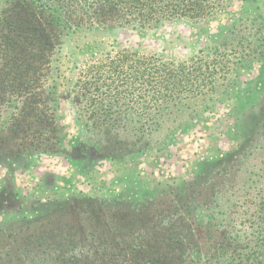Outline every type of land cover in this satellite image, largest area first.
Returning <instances> with one entry per match:
<instances>
[{"label":"trees","instance_id":"trees-1","mask_svg":"<svg viewBox=\"0 0 264 264\" xmlns=\"http://www.w3.org/2000/svg\"><path fill=\"white\" fill-rule=\"evenodd\" d=\"M230 1L0 0V168L6 177L25 172L34 158L64 153L51 79L69 34L143 28L165 20L197 24L214 18ZM127 55L125 61L133 60L130 68L122 70V62L98 66L95 73L93 68L94 75L81 79L82 87L69 95L77 106L88 100L87 111L83 109L86 140L65 152L82 168L87 165L83 175L92 173L96 160L100 165L105 160L124 163L128 156L144 153L146 140L169 114L212 90L222 70L220 63L210 65L200 55L175 65ZM260 115L256 129L264 123ZM238 147L159 193L160 184L153 194L140 192L137 178L133 185L122 180L106 196L88 191L90 185L38 200L26 216L47 218L51 225L59 212L82 218L76 226L65 222L58 236L55 221L39 242L74 248L90 240L111 244L115 251L102 254L105 264H264V154L255 152L264 146L251 149L242 141ZM11 189L4 187L2 193ZM98 258L97 252L79 250L58 255L53 264H96Z\"/></svg>","mask_w":264,"mask_h":264},{"label":"rangeland","instance_id":"rangeland-1","mask_svg":"<svg viewBox=\"0 0 264 264\" xmlns=\"http://www.w3.org/2000/svg\"><path fill=\"white\" fill-rule=\"evenodd\" d=\"M127 53L159 58L173 65L191 62L200 55L210 65L220 63L222 70L212 90L191 98L190 105L182 106L181 112L169 114L146 140L144 153L128 156L124 163L105 160L100 165L96 160L92 173L83 175L87 165L82 168L65 152H72L86 140L84 111L88 100L77 106L69 95L76 94L82 87L80 80L94 75L98 66L122 62V70L130 68L133 60L125 61ZM55 66L51 84L57 97L55 107L62 125L60 147L64 153L34 158L17 177L7 178L6 170L0 168V264H53L58 255L79 250L99 253L96 264H105L102 254L115 251L111 244H97L96 240L77 248L55 242L41 244L39 239L55 221L58 236L65 230L59 229L61 225L71 221L76 226L82 218L59 212L51 225L47 218L26 216L33 213L32 204L38 200L90 185L88 191L106 196L122 180L124 184L130 179L128 185H133L134 178L141 181L140 192L153 194V187L160 184L159 193L168 184L195 177L207 166V160L236 152L242 141L251 149L260 143L264 146V123L262 128L255 127L260 114L264 121V0H231L214 18L197 24L165 20L143 28L84 29L65 38ZM104 74L114 77L116 73ZM255 152L257 156L264 154V150ZM230 164L234 166L236 161ZM8 186L12 189L4 195L2 191ZM20 203L22 209L17 211Z\"/></svg>","mask_w":264,"mask_h":264}]
</instances>
